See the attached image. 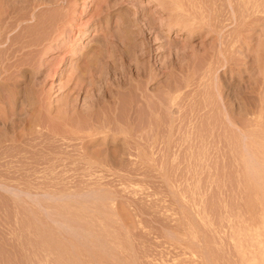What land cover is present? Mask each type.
I'll return each instance as SVG.
<instances>
[{
	"label": "rangeland",
	"instance_id": "rangeland-1",
	"mask_svg": "<svg viewBox=\"0 0 264 264\" xmlns=\"http://www.w3.org/2000/svg\"><path fill=\"white\" fill-rule=\"evenodd\" d=\"M0 264H264V0H0Z\"/></svg>",
	"mask_w": 264,
	"mask_h": 264
},
{
	"label": "bare ground",
	"instance_id": "bare-ground-1",
	"mask_svg": "<svg viewBox=\"0 0 264 264\" xmlns=\"http://www.w3.org/2000/svg\"><path fill=\"white\" fill-rule=\"evenodd\" d=\"M99 4V3H98ZM97 4V5H98ZM83 8H85V6L83 7ZM158 8H160L159 7V5H157L156 7H155V10H158ZM84 10V9H83ZM71 20V19H70ZM162 21H165V18L162 16ZM97 69L98 68H96L95 66L93 67V68H91V84H93V80H94V77H95V72H97ZM99 70V69H98ZM99 73V72H98ZM98 75V74H97ZM100 75V74H99ZM102 76V75H101ZM96 80V79H95Z\"/></svg>",
	"mask_w": 264,
	"mask_h": 264
}]
</instances>
